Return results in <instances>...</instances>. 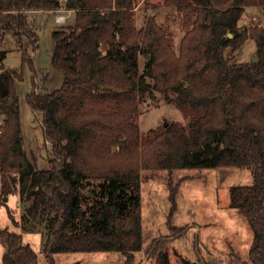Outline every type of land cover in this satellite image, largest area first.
Wrapping results in <instances>:
<instances>
[{
    "label": "trees",
    "instance_id": "1",
    "mask_svg": "<svg viewBox=\"0 0 264 264\" xmlns=\"http://www.w3.org/2000/svg\"><path fill=\"white\" fill-rule=\"evenodd\" d=\"M134 1L0 0V29L21 43L24 38L32 53L38 31L29 14L76 11L74 25L51 33V63L62 74V85L47 92L33 84L26 96L51 145L46 170L23 149L15 90L23 69L0 67V205L18 193L27 204L21 226L44 223L48 264H55V254L75 252H119L123 264H137L135 255L144 250L141 170L246 168L252 184L229 190L230 207L246 218L253 235L248 261L238 263L264 264V98L258 96L264 91V27H253L248 35L238 26L246 8L264 7V0H163L187 21L193 17L177 51L153 19L136 28ZM247 38L254 40L259 60L232 63V53ZM139 56L146 59L142 72ZM26 62L31 57L22 48V66ZM153 91L176 94L171 102L184 125L172 122L141 134L139 105ZM90 179L98 180V191L87 194ZM167 187V224L173 231L179 228L171 223L178 185L169 180ZM168 239H156L144 250L156 253V264H170L160 251ZM0 245L2 264H37L20 233L0 229ZM181 262L210 264L200 255L196 262Z\"/></svg>",
    "mask_w": 264,
    "mask_h": 264
},
{
    "label": "rangeland",
    "instance_id": "2",
    "mask_svg": "<svg viewBox=\"0 0 264 264\" xmlns=\"http://www.w3.org/2000/svg\"><path fill=\"white\" fill-rule=\"evenodd\" d=\"M66 0H61L64 3ZM133 8L134 25L144 29L146 23L153 19L165 30L173 41L177 51L185 31L191 26V19L177 12L172 6H165L163 0H135ZM71 11V12H69ZM66 16L63 23L55 17ZM29 18L38 35V48L32 53L31 47L23 38L22 43L9 30L0 29V67L7 69H23V80L16 82L15 90L19 98L20 128L23 149L28 156L35 158L39 170L48 168L51 157V145L45 140L41 115L33 112L26 102V96L32 85L52 92L62 85L63 76L51 63L53 41L51 33L60 27L74 25L76 11L59 9L47 14L31 13ZM241 31L253 27H264V7L246 8L238 22ZM22 48L31 57V63L22 66ZM106 49V46H105ZM230 50V48H228ZM257 55L254 40L247 38L231 55L232 63H250ZM139 69L143 71L145 57L139 56ZM152 83L150 79H147ZM186 82L183 86H187ZM175 93L153 91L139 105L137 125L141 134L149 130L162 129L170 123L185 124L182 112L171 102ZM264 98V91L259 92ZM3 118L0 116V125ZM167 123L166 126L164 124ZM264 139V126L262 127ZM140 182V213L142 220L143 247L156 239L168 238L160 249L168 254L170 264H182L181 258L196 262L199 255L210 264H239L248 261V251L252 242V231L246 218L236 209L230 207L229 190L234 186H250L252 176L246 168H185L169 173L166 170H141ZM178 185L175 196V211L171 223L179 227L169 230L167 219L170 214L168 181ZM98 180L90 179L85 185L87 194L98 191ZM6 205H0V229H8L20 233L23 242L30 245L37 255V264H48L44 254L45 242L44 223L31 220L22 227L20 224L26 203L21 202L18 193L7 197ZM7 209L18 225L12 224ZM187 232L182 236H173L178 231ZM160 242V241H159ZM136 253L137 264H156V253ZM3 248L0 245V264H2ZM55 264H123L124 257L119 252L67 253L53 255Z\"/></svg>",
    "mask_w": 264,
    "mask_h": 264
},
{
    "label": "water",
    "instance_id": "3",
    "mask_svg": "<svg viewBox=\"0 0 264 264\" xmlns=\"http://www.w3.org/2000/svg\"><path fill=\"white\" fill-rule=\"evenodd\" d=\"M39 34L40 33L38 32V35ZM227 37L231 38L232 37V34L231 33H227ZM102 48L105 50V44L104 43L102 44ZM257 61H258V58L254 56L252 58V60H251V63H256ZM166 125H167V123L164 124V126H166ZM3 200H4V202H6L7 198H4Z\"/></svg>",
    "mask_w": 264,
    "mask_h": 264
},
{
    "label": "built area",
    "instance_id": "4",
    "mask_svg": "<svg viewBox=\"0 0 264 264\" xmlns=\"http://www.w3.org/2000/svg\"><path fill=\"white\" fill-rule=\"evenodd\" d=\"M69 12H71V11H69ZM65 19H66V16H62V15H58L55 17V20L58 23H63L65 21Z\"/></svg>",
    "mask_w": 264,
    "mask_h": 264
}]
</instances>
